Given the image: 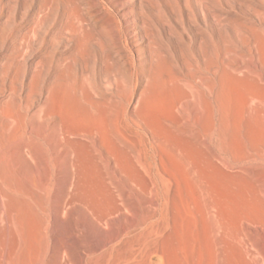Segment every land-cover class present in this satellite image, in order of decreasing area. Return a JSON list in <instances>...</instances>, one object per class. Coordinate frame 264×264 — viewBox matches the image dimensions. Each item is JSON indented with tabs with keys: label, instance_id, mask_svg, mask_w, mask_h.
I'll return each instance as SVG.
<instances>
[{
	"label": "rangeland",
	"instance_id": "obj_1",
	"mask_svg": "<svg viewBox=\"0 0 264 264\" xmlns=\"http://www.w3.org/2000/svg\"><path fill=\"white\" fill-rule=\"evenodd\" d=\"M0 264H264V0H0Z\"/></svg>",
	"mask_w": 264,
	"mask_h": 264
},
{
	"label": "bare ground",
	"instance_id": "obj_2",
	"mask_svg": "<svg viewBox=\"0 0 264 264\" xmlns=\"http://www.w3.org/2000/svg\"><path fill=\"white\" fill-rule=\"evenodd\" d=\"M259 48V47H258ZM257 49V48H256ZM259 51V50H258ZM261 52V51H260ZM259 58V57H258ZM41 96H43V93H41Z\"/></svg>",
	"mask_w": 264,
	"mask_h": 264
}]
</instances>
